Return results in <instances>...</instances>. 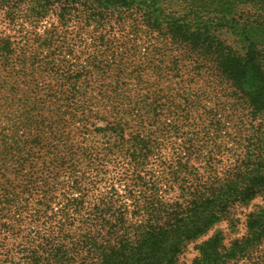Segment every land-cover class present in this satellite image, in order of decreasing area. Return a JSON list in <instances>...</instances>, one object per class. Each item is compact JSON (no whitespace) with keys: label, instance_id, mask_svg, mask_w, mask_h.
<instances>
[{"label":"trees","instance_id":"trees-1","mask_svg":"<svg viewBox=\"0 0 264 264\" xmlns=\"http://www.w3.org/2000/svg\"><path fill=\"white\" fill-rule=\"evenodd\" d=\"M52 15L44 38L24 28ZM0 25V264H179L264 200V0H0ZM111 41L148 45L180 89L155 91ZM245 223L192 264H264V205Z\"/></svg>","mask_w":264,"mask_h":264},{"label":"rangeland","instance_id":"rangeland-1","mask_svg":"<svg viewBox=\"0 0 264 264\" xmlns=\"http://www.w3.org/2000/svg\"><path fill=\"white\" fill-rule=\"evenodd\" d=\"M20 24H23V22H21ZM24 26V25H23ZM58 20L57 18L52 15L51 17L47 18L46 21L40 23L39 25L35 26V27H25L26 29H28L29 31H31V34L34 35V37L36 38H44L48 32H50V29L56 28L58 27ZM78 27L76 25H70V27H68V32H79L78 31ZM0 29L4 30V32L8 33V34H14V32H10L8 29L5 30V27H2L0 25ZM128 31L123 33L124 35H128ZM120 37L121 35L118 34V32L114 31L111 34V37L113 39V37ZM81 37L85 40L89 39L88 36L82 35ZM72 39V40H71ZM70 40H68V42L72 43L73 45H75L74 43L76 42L75 40H73V38H71ZM91 41V40H90ZM86 42L83 43V45H81L80 43H78L77 45V51H81V50H85L88 53L94 52V51H98L99 48H96L97 46L91 44V42ZM88 45L87 47L85 45ZM126 45L127 47H125V49L123 48V46ZM109 47H111L114 51H121V52H125L126 51H130V53L132 55H130V59L132 61H134V63H132V66H138L142 69H145L143 71V78L146 82H150V83H156V86L154 88L155 91L159 92L161 95L164 96H169V95H173L174 93H177V88L180 89L181 85H175V82L178 81L179 79L176 78V74H169L166 75V72H164V70L162 71H155L153 68V65L150 67L148 65V61L147 59H145V54L148 53V51L146 50V48L148 47V45H143L140 42H137L136 44H124L123 42L120 41H111ZM88 48V49H87ZM47 51H40V58L44 57L47 55ZM174 58L176 57V55L173 56ZM68 58V57H66ZM129 72H131V70L133 68H128ZM191 70V67L186 68L182 71V77L185 79H188L190 77L189 75V71ZM135 76V75H134ZM203 77L199 76L198 79L196 80V84L193 85V89L195 91L201 90L204 88L205 84H204V80L202 79ZM158 83V84H157ZM135 87V86H134ZM146 88V85L144 84V86ZM204 90V89H203ZM221 96H219L220 98ZM218 103V97H216L215 95H211V99L207 100L203 103H201L200 107L198 108L197 112L194 113L192 115V118L189 120L191 124L197 123L200 127L198 128L199 130H202V128H204L205 125V119L204 116L206 117V115H204V110L208 111L210 107H214L216 104ZM170 118L165 119V122L168 123L170 122ZM200 119V120H199ZM164 122V121H163ZM99 126L102 125V123H98ZM194 127V126H193ZM190 130V126L186 125L182 127V131L184 132H188ZM205 133L202 134V136H204ZM165 149V147H164ZM168 153V152H167ZM153 163V169L152 172L155 171L156 167L154 166L155 164H157L155 162V159L152 161ZM112 166L113 165H108L106 168V171L108 172V174L113 175V173L111 172L112 170ZM151 171V170H149ZM87 175L88 176H93L91 175V173H89V170H87ZM113 177V176H112ZM102 188V186H101ZM125 189L124 185H121L120 187V193H123V190ZM257 205H264V200L259 198L257 199L254 203H252L250 206L248 207H236L233 210V222H225L223 224H221L220 226L216 227L215 229H213L206 237L200 239V241H197L195 243H191L187 246L186 250L184 251V253L180 256L179 259V264H192L194 259L198 256V251L196 250V247L199 243H201L202 241H204L205 239H207L208 237L212 236L215 232L221 230L224 234H225V243L227 245H229L234 239L236 238H240L245 236L246 234V215L247 213L251 212L255 206ZM4 223L10 224L11 220L9 218V216L7 217V219L3 220Z\"/></svg>","mask_w":264,"mask_h":264}]
</instances>
